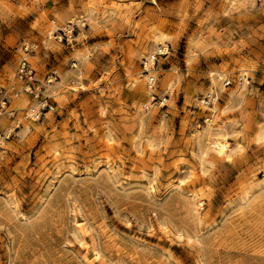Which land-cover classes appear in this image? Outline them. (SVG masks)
<instances>
[{
    "label": "rangeland",
    "instance_id": "1",
    "mask_svg": "<svg viewBox=\"0 0 264 264\" xmlns=\"http://www.w3.org/2000/svg\"><path fill=\"white\" fill-rule=\"evenodd\" d=\"M0 264H264V0H0Z\"/></svg>",
    "mask_w": 264,
    "mask_h": 264
},
{
    "label": "built area",
    "instance_id": "2",
    "mask_svg": "<svg viewBox=\"0 0 264 264\" xmlns=\"http://www.w3.org/2000/svg\"><path fill=\"white\" fill-rule=\"evenodd\" d=\"M22 71L23 72H26L27 71V68L24 66Z\"/></svg>",
    "mask_w": 264,
    "mask_h": 264
},
{
    "label": "bare ground",
    "instance_id": "3",
    "mask_svg": "<svg viewBox=\"0 0 264 264\" xmlns=\"http://www.w3.org/2000/svg\"><path fill=\"white\" fill-rule=\"evenodd\" d=\"M219 146H221V145H219ZM219 146H218V147H219Z\"/></svg>",
    "mask_w": 264,
    "mask_h": 264
}]
</instances>
